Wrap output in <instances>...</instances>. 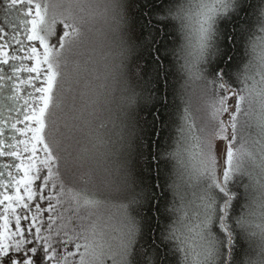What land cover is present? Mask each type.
<instances>
[{
  "label": "snow or ice",
  "instance_id": "1",
  "mask_svg": "<svg viewBox=\"0 0 264 264\" xmlns=\"http://www.w3.org/2000/svg\"><path fill=\"white\" fill-rule=\"evenodd\" d=\"M73 5L88 16L96 8L68 0L67 17L48 22L49 8L62 5L0 2L8 27L18 24L26 39L43 49L30 44L22 58L34 61L26 70L41 80L35 87L39 103L24 117L30 122L25 130L11 125L22 135L32 133L31 146L24 149L30 155L21 158L15 145L0 139V157L20 161L3 167L23 173L17 177L8 171L9 180H0L5 189L0 192V264H264V0L255 7L246 0H105L119 55L137 52L134 70L123 62L110 69L115 84L128 92L133 80L158 84L163 73L171 88L169 78L179 73L181 99L188 97L175 150L146 154L150 146L137 143L135 160L131 152L97 147L107 144L99 132L106 127L103 119L93 130L92 150L73 155L59 139L51 108L60 106L61 69L74 63L90 31L89 20L75 16ZM122 25L131 32L121 34ZM3 33L0 27V39ZM241 45L246 61L233 55ZM6 47L0 45V56L8 55ZM149 73L152 79L145 81ZM135 96L121 99L131 104ZM193 96L204 104L199 125L191 120ZM166 104L164 97L161 106ZM154 143L159 147V140ZM172 160L183 171L179 182L167 184ZM137 167L149 175L154 167L161 182L134 177ZM104 204L116 212L101 220L97 210Z\"/></svg>",
  "mask_w": 264,
  "mask_h": 264
},
{
  "label": "trees",
  "instance_id": "2",
  "mask_svg": "<svg viewBox=\"0 0 264 264\" xmlns=\"http://www.w3.org/2000/svg\"><path fill=\"white\" fill-rule=\"evenodd\" d=\"M36 1L42 4H60L62 7L56 9L50 7L49 11L51 10L61 19L68 15L65 11V8L68 7V0ZM89 1L90 0H81L85 5H87ZM0 2H2V0H0ZM246 2L251 3L254 7L259 4V0H246ZM72 9L75 12H79L74 5ZM247 11L252 12L253 9L249 8ZM245 15L246 13H241V16ZM0 27L4 28L2 40L8 47V55L6 57L0 56V60L8 59L9 61L7 64L0 63V76L10 77V79L0 81V85H2L0 86V128H3V137H0V139L8 143L6 141L8 137L13 139L21 136V133L12 129L11 125L16 124V129L21 130V122L25 120L24 117L26 115L30 114L32 106L34 105L35 87L39 80L30 76L25 69L26 59H22L26 55L24 30H22L18 24L15 29L9 28L4 21L2 11H0ZM17 32L20 34L13 39V36ZM130 32L131 29L127 25H122L121 34L127 35ZM116 36V34H113L108 38L105 55L102 59L94 62L93 70H91L89 66L90 60H82L81 62L78 57H73L74 63L72 64L73 66L71 65V68L74 70L75 64L78 65V71L75 72L74 75V91H72V95L66 99L62 107L65 118L64 123H70V127L69 129L58 128L59 139L65 138L68 140V151L72 152L73 155L81 152L84 148L92 150V145L95 143V133L93 130L97 128L98 120L103 119L106 127L99 129V132L103 134L107 144L103 146L97 145L101 151H116L117 149H121L131 152L132 159L135 160L137 159V143L146 142L150 146L149 149H145L146 154H148L149 151L157 152L164 149L171 152L175 150L176 142L180 140V133L177 130L183 123L181 117L184 114V102L188 100L186 95L183 97V100L181 99V85L184 81L180 78V74L177 73L174 78H169L168 84L172 85V87L168 88L165 86L163 73H161L160 82L158 84L145 85L143 81L136 82L133 80L130 84V91L125 92L121 89L119 94H114L112 86L120 85L115 84L113 81L110 69H114L116 65L123 62V65L127 69L134 70V65L137 61V52L135 50L127 52L125 57L119 55L120 49L117 47L118 42ZM17 40H19V43L16 42ZM128 43L129 46H131V44L134 43V39L129 40ZM97 47L95 49L98 52L99 48ZM233 55H235L238 60L241 58L245 61L247 60V57H244L243 45H241L238 53H233ZM12 56L17 58L13 60L11 58ZM94 56L95 55H92L88 58ZM98 57H100V55H98ZM140 63L143 64L144 61H140ZM82 68L88 71L89 75L83 76ZM13 69H19V71L13 74ZM102 70H104V73H102ZM167 70L175 71V69ZM101 74H103V87L100 89ZM30 77L33 78L31 83H29ZM151 79V73L144 77L145 81ZM66 80L68 79L66 78ZM17 87L19 90L15 91L14 89ZM149 89L151 91H149ZM132 92L136 93L133 103L128 104L121 99V97L131 95ZM9 97L13 98L9 99ZM164 97H167V104L161 106ZM54 109L58 108L54 105L51 108L55 113L54 119L56 120V125L63 124L59 123L60 116L57 115ZM201 119L191 115V120L193 121L197 120L199 123ZM46 123L48 127L45 129V135L47 136L48 129L52 127L51 119L47 120ZM157 133H160V136H157ZM31 134V132L25 131L22 140V151H24L26 145L29 144L30 141H27L31 139ZM157 140L160 141L159 147L154 143V141ZM24 142H27V144ZM13 145H15L16 151L20 149V145L17 142H14ZM4 150L8 151L9 149L5 148ZM24 154L25 151L21 153V158ZM4 158L8 159L6 163L2 160ZM17 163H20V161L14 157H0V173H3V175L0 176V180H9L8 171H12L13 175L17 177L22 176L23 173L18 172L15 168L5 169L3 167L4 164L15 165ZM141 163H143V161H141ZM132 171L134 177H143L146 183L161 182L159 179H155L156 169L154 167L151 175L147 172H142L139 167L133 168ZM181 171H183V169L175 160L170 161L167 174L164 177L167 184H172L174 181L179 182L178 174ZM4 191V188H0V192ZM7 191L13 193L14 190L9 188ZM166 194L168 203L171 204L173 202V195L171 190L167 189V187ZM157 195H160V189H157ZM114 212H116V209L112 207V205L108 206L107 204L102 205L101 208L97 210V214L100 216L101 220H103V215L106 217L107 213L110 214ZM0 223H2V221H0ZM11 224H14V221H12Z\"/></svg>",
  "mask_w": 264,
  "mask_h": 264
},
{
  "label": "rangeland",
  "instance_id": "3",
  "mask_svg": "<svg viewBox=\"0 0 264 264\" xmlns=\"http://www.w3.org/2000/svg\"><path fill=\"white\" fill-rule=\"evenodd\" d=\"M104 2H105V0H90L89 1L88 4H91L94 8L96 7L94 12H92L91 16H88L86 13L75 12L72 9L74 11V15L85 16V18L89 20L88 28L90 29V31H88V33H87L88 41L82 47L79 48V55H77L76 57H78L81 62H82V60H90L89 66H90L91 70H93L94 62L96 60H100L104 57L105 52H106V48H107L108 38H110L113 34L117 35V33L113 31V29L115 28V22L111 20L110 14L105 13V11L102 7V4ZM37 3H39V2H37ZM97 6H99V7H97ZM54 16L57 20L61 19L58 15L54 14L51 10L46 15L45 19L48 22H51V20L53 19ZM25 19H28V17H25ZM28 27H30V25ZM57 28L60 29L62 27H61V25L57 24ZM24 34H25V52H26L25 54L26 55L29 54L28 48H29L30 44H31V46L37 47L38 51L42 53L43 49L39 48L38 42H29L26 39L27 33L25 31H24ZM0 45H5L3 43L2 39H0ZM96 47L99 48L98 52L95 49ZM4 51H6L8 53V47H6L4 49ZM92 55H95V56L88 58L89 56H92ZM98 55H100V57H98ZM33 64H34L33 60L26 59L25 69L32 67ZM71 65L67 69H63V68L61 69L62 75L60 77V80L63 84V92H62V95L57 97V102L59 103L60 106L58 107V109H54L57 112V115L60 116L59 123H63V124L56 125L58 128H61V129H69V127H70V123H64L65 118H64V112H62V107H63V104L66 102V99L72 95V91H74L73 90L74 84H75L74 75H75V72L78 71V65L75 64V66H74L75 71L71 68ZM41 68L44 69V68H46V66H41ZM27 72L30 76H33V77L36 76V73H30L29 71H27ZM82 72H83V76L89 75V72L86 71L84 68H82ZM102 73H104V70H102ZM92 76H93V72H92ZM66 78L69 81L66 80ZM102 81H103V74H101L100 89L102 88L101 87ZM110 82H111V80H110ZM40 83H41V80L38 81L37 86H40ZM112 88H113L112 91L114 94H119L121 92L120 86L114 85V87L112 86ZM34 95L36 98L37 96H39V93H37L35 91ZM38 103L39 102L36 99H34V105H37ZM203 107H204L203 101H200L195 96H193L192 100H191V109H190L191 115L194 117L196 116L199 119L204 118L205 112L203 111ZM195 121H196V124L199 125L198 121L197 120H195ZM99 122H100V119L98 120V124H99ZM29 124H30V122L23 120L21 122V130H25L29 126ZM51 125H52V123H51ZM32 126H35V125L33 124ZM31 136H32V134H31ZM23 137H24V134L23 135L21 134V136H19L18 138L11 139L10 137H8L6 140L8 142V144H13L14 142H17L20 145V149L18 150L20 155L22 152H24V151H22L23 144L19 143L20 141L23 140ZM30 140H28L27 142H29ZM27 142H24V143L27 144ZM61 142H62V145H64V146L68 145L67 144L68 140L65 138H62ZM26 146L30 148V146H31L30 142ZM40 147L41 146L37 145L38 149ZM61 154L63 155V153H61ZM28 155H30V153L25 152V154L22 158H24ZM38 155L40 157H42L43 152L38 151ZM2 160L4 163H6L8 161L7 158H4ZM185 160L187 161V155H185ZM114 203H115V201H114ZM107 205L111 206V204H107ZM108 215H109V213H107V216ZM107 216L105 217L103 215V220L107 219Z\"/></svg>",
  "mask_w": 264,
  "mask_h": 264
}]
</instances>
